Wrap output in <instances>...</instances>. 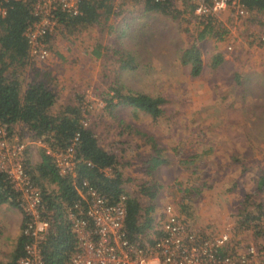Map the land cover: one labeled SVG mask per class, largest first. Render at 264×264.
Instances as JSON below:
<instances>
[{"label": "rangeland", "instance_id": "1", "mask_svg": "<svg viewBox=\"0 0 264 264\" xmlns=\"http://www.w3.org/2000/svg\"><path fill=\"white\" fill-rule=\"evenodd\" d=\"M112 8L105 22L70 34L53 30L46 62L30 61L16 69L21 85L33 69L52 74L56 89L65 88L61 94L58 91L54 110L66 96L78 103L84 126L91 127L98 144L120 162L125 190L137 194L140 185L154 189V220L162 205L168 204L197 234L205 232L209 237L225 232L230 251L239 252L249 243L264 245V237L256 238L259 235L251 228L253 221L250 227L241 222L245 213L256 214L257 207L264 206V193L255 187L264 170V87L235 84L239 77H234L261 65L252 66L249 60L258 58L264 46L243 41L248 30L262 28L264 15L245 20L226 12L218 18L217 29L208 32L180 0L174 2V17L143 11L133 0H113ZM232 39V49L226 51L224 44ZM116 43L136 52L135 70L119 72V63L110 54ZM191 45L200 51L201 67L194 77L180 60ZM93 50L100 56L95 57ZM215 54L221 61L211 66ZM112 81L124 89L164 98L163 115L153 120L138 113L135 118L132 109L119 107L115 112L122 119L119 124L102 110L104 103L97 95ZM134 127L152 136L161 156L169 159L150 174L143 161L151 149L133 132ZM28 146L31 162H39L36 142ZM103 171L111 174L108 168ZM138 201L147 204V195L139 194Z\"/></svg>", "mask_w": 264, "mask_h": 264}, {"label": "trees", "instance_id": "2", "mask_svg": "<svg viewBox=\"0 0 264 264\" xmlns=\"http://www.w3.org/2000/svg\"><path fill=\"white\" fill-rule=\"evenodd\" d=\"M133 1L139 3L143 11L176 16L173 12H175L174 1L177 0ZM241 2L249 12H264V0H241ZM112 3L113 0H79L77 15L60 11L55 14L54 30L64 32L66 30L70 34L78 28L95 25L102 20L105 22L112 13ZM0 6L5 9L4 15L0 16V123L5 124L7 133H16L18 141L29 142L24 145L22 163L33 182L41 190L44 200L43 218L48 223L45 242L42 244L43 264H68L69 257L75 250L76 239L70 229L68 214L75 212L74 206L77 203L80 202V207L83 206V199L77 193L82 181L102 195L109 204L123 194L126 206L123 221L125 237L128 241L137 244L143 239L149 240V232L151 236L155 233L153 215H151L154 206L152 202L154 189L148 191L151 187L140 185L137 194L125 190L122 185L124 180L118 170L120 162L114 154L98 144L91 127L81 123L78 103L66 96L63 101L61 100L59 108L54 110L59 93L57 94L52 77H47L48 72L33 69L27 83L21 85L20 74L16 69L30 64L27 57L28 45L23 31L34 18L26 3L0 0ZM204 29L211 31L208 24ZM202 35L199 34L198 38ZM49 38L51 37L46 35L45 40ZM199 52L197 47L191 45L180 55L181 62L189 66L191 77L198 75L201 67ZM110 54L119 63V72L133 71L138 66L136 52L122 49L118 43L111 48ZM93 55L97 57L98 52L94 51ZM214 56L211 66L219 63L221 59L218 54ZM97 95H100L104 103L102 110L114 117L119 124L122 123V119L115 114L119 107L132 109V116L135 118L138 113L147 115L153 120L163 115L160 106L165 102L164 98L124 89L115 81L110 82L105 92ZM130 128L131 126L128 125L127 129ZM76 132L79 137L72 174L58 175L49 156L44 154L42 148L39 150V162H31L29 157L31 146L28 145L32 142L38 141L52 149H64ZM133 132L143 137L144 143L149 144L151 149V153L145 154L143 161L146 165L144 168L146 174H150L157 166L168 163L169 159L161 156L160 148L154 143L152 136L135 127ZM105 168H108L111 174L104 173ZM255 187L258 192L264 193V170L260 171ZM141 193L147 195V204L138 201L139 194L142 196ZM3 202L17 207L15 193L4 175L0 173V203ZM260 215L258 206L256 214L245 213L241 222L254 223ZM254 234L257 236L264 233L255 230ZM196 235L199 239H207L206 235L197 233ZM23 242L24 237L20 234L9 260L4 264H16L17 258L22 254Z\"/></svg>", "mask_w": 264, "mask_h": 264}, {"label": "built area", "instance_id": "3", "mask_svg": "<svg viewBox=\"0 0 264 264\" xmlns=\"http://www.w3.org/2000/svg\"><path fill=\"white\" fill-rule=\"evenodd\" d=\"M16 1L26 3L34 18L23 31L28 45L27 57L30 61L45 63L49 56V39L45 40V37L52 36L56 25L55 14L60 11L77 15L79 0ZM180 1L190 10L198 25L204 27L208 24L214 30L218 27V18L226 12L245 20L250 15H264V12H249L241 0ZM4 13V7L0 6V16ZM246 38L256 45L264 46V25L258 32L248 30ZM232 42L233 39L224 44L226 51L232 49ZM78 137L79 134L74 133L64 149H52L36 142L49 156L60 176L73 172ZM24 145L23 141L17 140L16 135L7 133L5 124L0 123V173L14 191L17 209L22 216L20 234L24 242L16 264H43L42 244L45 242L48 223L43 218L41 190L22 163ZM81 183L77 193L83 199V206L77 203L75 212L68 214L70 229L76 239L75 250L68 264H264L263 245L249 243L243 250L232 252L229 251L230 238L225 232L212 238L199 239L168 204L162 205L156 220L153 218L155 233H152L151 238L143 239L140 244L130 242L123 230L125 196L121 194L109 204L85 181ZM253 227L264 233V215L259 216Z\"/></svg>", "mask_w": 264, "mask_h": 264}, {"label": "crops", "instance_id": "4", "mask_svg": "<svg viewBox=\"0 0 264 264\" xmlns=\"http://www.w3.org/2000/svg\"><path fill=\"white\" fill-rule=\"evenodd\" d=\"M243 42H248V44L250 46L256 45L252 42H249L248 39L244 40ZM241 48L242 47H240L239 49H241ZM246 48L247 47H245V49ZM95 51L98 52V56H100L99 51L98 50H95ZM93 52H94V50H93ZM259 55L261 56V60L259 58ZM233 57L236 59L237 58L241 59L240 55H235ZM257 57L258 58L250 59L249 62L252 66H256L257 64L259 65V63H261V65H259V67L254 69L252 72H243L241 74H235L234 77L235 78L239 77V81H240V82L235 81V84L244 83L243 85H246L248 82H252L257 87L258 86L260 88L264 87V50L260 51ZM220 61H221V59H220ZM48 75L50 77V75H52V74H50V72H48ZM245 79H249V80H247L245 82V81H243ZM64 89H65L64 87L58 86L56 89L57 94H58V91L61 94ZM14 134L16 135V133H14ZM37 147H39V149L41 150V147L39 145H37ZM263 209H264V206H263ZM263 209H262V206H259V213L260 214H263V212L261 211ZM21 223H22V216H21L20 211L17 209V207L10 206L9 204L4 203V202L0 203V264H4L5 262H7V260H9L11 253L14 250L16 240H17L18 236L20 235ZM244 226L250 227V226H248V223H245ZM246 227H244V228H246ZM251 228H253V226H251ZM199 234L201 235L202 233L199 232ZM204 234H205V232L202 235H204ZM217 235H215V236H217ZM215 236H209L207 238H212ZM261 237L263 238L264 235L259 234V236H257L256 238H261ZM243 248L241 250H243ZM229 249H230V247H229ZM233 251H236V250H233Z\"/></svg>", "mask_w": 264, "mask_h": 264}]
</instances>
